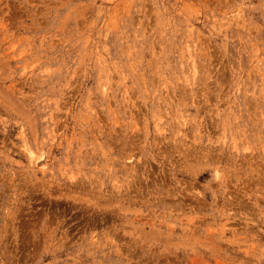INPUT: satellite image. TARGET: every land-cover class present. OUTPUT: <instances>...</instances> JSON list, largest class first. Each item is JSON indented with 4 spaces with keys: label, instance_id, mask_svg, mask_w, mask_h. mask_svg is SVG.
<instances>
[{
    "label": "rangeland",
    "instance_id": "obj_1",
    "mask_svg": "<svg viewBox=\"0 0 264 264\" xmlns=\"http://www.w3.org/2000/svg\"><path fill=\"white\" fill-rule=\"evenodd\" d=\"M0 264H264V0H0Z\"/></svg>",
    "mask_w": 264,
    "mask_h": 264
}]
</instances>
